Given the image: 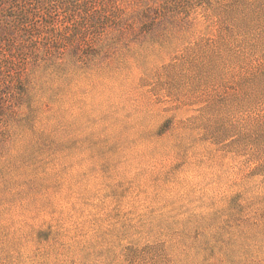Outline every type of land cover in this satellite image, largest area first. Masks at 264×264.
<instances>
[{
	"label": "rangeland",
	"instance_id": "1",
	"mask_svg": "<svg viewBox=\"0 0 264 264\" xmlns=\"http://www.w3.org/2000/svg\"><path fill=\"white\" fill-rule=\"evenodd\" d=\"M0 264H264V0H0Z\"/></svg>",
	"mask_w": 264,
	"mask_h": 264
}]
</instances>
